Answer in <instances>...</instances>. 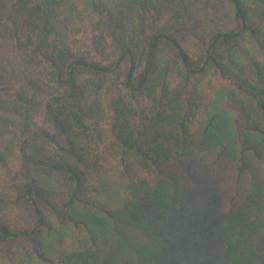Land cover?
Here are the masks:
<instances>
[{"label":"trees","instance_id":"trees-1","mask_svg":"<svg viewBox=\"0 0 264 264\" xmlns=\"http://www.w3.org/2000/svg\"><path fill=\"white\" fill-rule=\"evenodd\" d=\"M14 79L0 190L35 220L0 219V264H172L169 220L193 195L175 158L195 155L220 187L223 264H264V0H0ZM79 150L91 188L56 160Z\"/></svg>","mask_w":264,"mask_h":264},{"label":"rangeland","instance_id":"rangeland-1","mask_svg":"<svg viewBox=\"0 0 264 264\" xmlns=\"http://www.w3.org/2000/svg\"><path fill=\"white\" fill-rule=\"evenodd\" d=\"M215 8L218 12L224 10L221 4L218 7L211 5V9ZM191 17L192 15L178 28L179 32L194 30L195 27L190 22ZM143 24H147V21H144ZM146 27L147 25H143V31ZM252 82L257 87L264 88V80L252 79ZM19 86L20 82L15 79L0 80V98L14 97L19 91ZM139 106L142 104L139 103ZM6 142V138L0 136V150L4 149ZM40 154L43 155V152ZM82 155L83 152L79 150L76 155L67 156L64 159L56 157V160L71 164L84 173L85 186L91 188L92 178L89 176V170L85 167ZM175 161L181 165L190 178L193 195L180 206L178 212L169 220L168 230L173 239L170 252L171 262L172 264H223L225 245L221 236V227L225 217L219 211L220 187L214 179L213 173L204 169L199 155L175 158ZM26 173L38 184L45 183L46 185L65 187L64 177L50 170L27 169ZM4 178L2 176L0 182ZM15 180L18 181V178ZM0 199L6 200L9 206L11 205V209L4 210L5 217L0 214V219L7 217L8 220L12 219V222H16L22 227L34 223L33 211L25 203L17 200L15 192L0 190Z\"/></svg>","mask_w":264,"mask_h":264}]
</instances>
